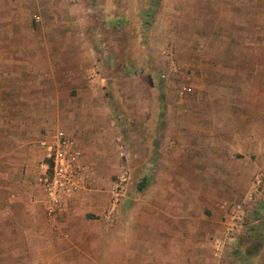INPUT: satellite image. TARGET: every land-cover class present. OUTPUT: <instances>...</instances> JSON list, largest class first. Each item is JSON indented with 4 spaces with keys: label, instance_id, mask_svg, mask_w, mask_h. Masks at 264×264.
<instances>
[{
    "label": "rangeland",
    "instance_id": "1",
    "mask_svg": "<svg viewBox=\"0 0 264 264\" xmlns=\"http://www.w3.org/2000/svg\"><path fill=\"white\" fill-rule=\"evenodd\" d=\"M4 2L9 18L23 25L13 30L87 34L88 42L79 44L94 53L57 61L63 67H80L82 80L87 77L86 89L72 86L57 94L68 103L63 105L67 110H86L89 125H97V131L103 124L110 127L117 157L110 164L118 170L113 184L123 167L128 180L113 220L105 213H78L50 222L41 209L37 185L21 189L12 181L3 187L2 172L0 264H163V258L180 255L196 259V253L201 264H264V183L254 195L255 210L236 226L219 257L212 258L207 248L223 232L231 205L250 189L256 169L248 180L236 178L232 185L219 183L217 171L208 175L205 169L198 172L197 184L191 185V179L185 187L177 179L166 183V195L198 189L201 202L195 206L200 212L194 209V214L207 216L194 215L199 222L189 227L176 226L165 212L168 202L163 204V148L192 145L194 131L193 145L204 161L200 167L207 168L209 152L229 158L219 149L223 138L207 137L214 124L220 131L231 124L224 122L229 112L225 114L223 103L212 101L246 98L253 109L257 102L264 104V0H163V27L151 25L148 14H141L159 0H81L79 5L72 0H0ZM119 13L126 14L122 22L109 21ZM225 83L232 84L224 87ZM213 113L220 118L211 117ZM213 141L219 142L216 151L210 149ZM246 146L258 148L264 156V138H248ZM238 154L243 159V153ZM256 154H250L249 162ZM43 227L52 230L53 239L36 248L37 229ZM184 241L202 246L192 254L163 248V243L176 246Z\"/></svg>",
    "mask_w": 264,
    "mask_h": 264
},
{
    "label": "crops",
    "instance_id": "2",
    "mask_svg": "<svg viewBox=\"0 0 264 264\" xmlns=\"http://www.w3.org/2000/svg\"><path fill=\"white\" fill-rule=\"evenodd\" d=\"M80 3L81 1H78L76 4L79 5ZM6 4L5 2L0 4V10H3V15L2 13L0 15V178L5 176L1 175L2 172L6 174L3 187H6L7 182L12 183V181L21 189H24V186L33 187L35 185L36 187L33 163L43 153V148L38 143L50 139V136L57 130H62L76 140L82 153L80 160L89 172L83 187L73 193L67 201L62 215L75 216L79 213V216L82 214L88 216L89 213H92V215L103 217L112 196L111 190L114 185L112 176L118 171L114 165L110 164L111 161H117L110 127L105 128L106 126L103 124L101 125L102 131H97L99 129L97 125H89L90 121L86 110L84 113L81 109L79 111L76 109L74 111L67 110L63 105L68 103L59 100L57 94L58 90H68L69 88L73 89V87L86 89L87 86V77L83 78L84 81L82 80L80 67H63L62 63L57 61L67 57L88 56L95 51L87 45L79 44L88 42L87 34L63 33L55 35L24 33L22 30H18L19 32L13 30L14 27L23 25L18 23L21 22L19 19L9 18ZM96 4L97 7L100 6L99 9L102 8L100 3L96 2ZM151 6L149 5V9H141V14L142 11L148 14L146 22H150L151 25L159 23L163 27V10H166V3L163 6V0H159L155 8ZM122 15L126 16L122 13L112 15V19L109 21L120 23L123 20ZM138 17L140 18V15ZM78 19L82 20L83 17L79 16ZM31 29L33 30L32 27ZM72 47L78 50L72 51ZM82 49H84L83 55L80 53ZM73 70L79 74V78L74 75ZM85 72L87 75V70ZM226 84L224 87L231 86L232 83ZM242 86L241 83V90ZM215 101L219 104L223 103L225 114L227 111L229 112L224 122L231 124L229 130L226 131H220L214 124L207 137L208 139L223 138L222 145L218 147L220 150L229 153V158L227 156L216 158L214 151L209 152L207 168L200 167L204 161H201L199 156V147L193 145L197 134L194 131H191V136L194 137L192 145L176 146L171 151L168 148H163V204L168 202L165 212L175 219L172 222L178 227L183 225L189 227L199 222L197 217L204 218L207 215L204 213L199 216L196 215L197 212H200V208L195 205L201 202L200 196L197 195L198 189L192 190L190 188L192 190L190 192L187 188V191H184L186 193H177V195L174 194L175 191L170 189L169 191L173 192V195H166L169 193L164 190L166 183L177 179L185 187L186 181L191 179L190 184L193 185L196 181L198 183V179H200L198 173L200 169H205L208 175L217 171L214 176H217L219 183L221 180H225L226 184L232 185L236 178L248 180V176L251 177L254 169H256L255 174L257 170L264 167L262 163L264 156L261 151H257L258 148L248 149L246 146L248 138H264V110L260 109L264 104L255 103L254 111L246 98L238 100L215 99L212 102ZM234 104L239 106L238 111L233 110ZM259 114L262 115V118L258 117ZM216 115L218 114L213 113L210 116L216 117ZM216 121L214 120V122ZM237 122L239 126H237ZM216 142H212L210 149L216 151V145L219 143ZM238 153H243L241 156L243 159L239 158ZM254 153H257L254 155L255 160L249 162L250 154ZM219 161L223 163L220 165ZM124 169L126 168L123 167L120 173ZM177 172L180 176L176 175ZM170 202H174L173 206L169 205ZM25 207L34 211L31 204H27ZM194 209H196V214H194ZM26 214L28 215V213ZM41 231L42 236H40ZM79 232L85 233L83 230ZM37 234L39 236L35 238L36 248L40 243H50L53 239V232L50 228H38ZM221 236L222 230L213 239L211 249L209 248L210 244L207 245L212 258H218L220 255L218 252L216 253V240L220 239ZM200 243L184 241L172 246L170 245L172 242H166V244L163 243V248L169 250L175 248L184 250L186 253L191 251L190 254H192L193 251L199 249V246H202ZM195 257L196 259L194 256L188 258L183 255L167 257L163 258V264H201L198 261L199 254L196 253ZM212 258L211 260H213Z\"/></svg>",
    "mask_w": 264,
    "mask_h": 264
},
{
    "label": "built area",
    "instance_id": "3",
    "mask_svg": "<svg viewBox=\"0 0 264 264\" xmlns=\"http://www.w3.org/2000/svg\"><path fill=\"white\" fill-rule=\"evenodd\" d=\"M78 1L81 0H72ZM43 148L42 156L35 164V181L39 189V203L44 215L50 222H54L62 215L67 201L73 193L81 189L89 175L81 162V150L76 140L62 130H57L50 139L39 141ZM128 180V171L124 169L112 187L111 199L105 217L113 220L120 206L123 191ZM264 183V167L252 177L250 189L242 199L231 205L226 215L225 227L220 239L216 240V253L220 252L225 241H230L236 226L254 208V195Z\"/></svg>",
    "mask_w": 264,
    "mask_h": 264
},
{
    "label": "trees",
    "instance_id": "4",
    "mask_svg": "<svg viewBox=\"0 0 264 264\" xmlns=\"http://www.w3.org/2000/svg\"><path fill=\"white\" fill-rule=\"evenodd\" d=\"M145 183H146V179L143 178L142 181H141V183H140V186L143 187V184H145Z\"/></svg>",
    "mask_w": 264,
    "mask_h": 264
}]
</instances>
